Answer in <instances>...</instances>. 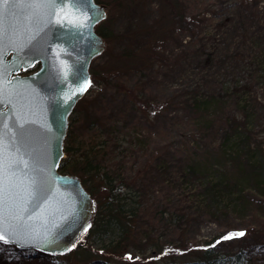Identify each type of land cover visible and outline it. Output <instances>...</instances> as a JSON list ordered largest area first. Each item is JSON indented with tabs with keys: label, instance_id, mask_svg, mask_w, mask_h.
Instances as JSON below:
<instances>
[{
	"label": "rangeland",
	"instance_id": "rangeland-1",
	"mask_svg": "<svg viewBox=\"0 0 264 264\" xmlns=\"http://www.w3.org/2000/svg\"><path fill=\"white\" fill-rule=\"evenodd\" d=\"M99 1L110 17L100 27L114 39L91 65L80 109L83 123L86 110L113 134L110 171L137 207L130 253L149 255L153 241L184 235H232L224 251L240 248L239 233L264 240V0ZM121 84L151 102L148 116ZM83 123L78 135L87 134ZM0 264L55 262L0 244Z\"/></svg>",
	"mask_w": 264,
	"mask_h": 264
},
{
	"label": "water",
	"instance_id": "water-1",
	"mask_svg": "<svg viewBox=\"0 0 264 264\" xmlns=\"http://www.w3.org/2000/svg\"><path fill=\"white\" fill-rule=\"evenodd\" d=\"M100 12L103 18L97 19ZM106 17V6L95 0H55L38 8L20 0L5 10L0 21V210L16 242L9 237L0 244L64 256L92 228L95 201L78 176L61 173L59 166L70 116L90 87L91 63L107 46L95 31ZM37 64L38 71L21 75Z\"/></svg>",
	"mask_w": 264,
	"mask_h": 264
},
{
	"label": "trees",
	"instance_id": "trees-1",
	"mask_svg": "<svg viewBox=\"0 0 264 264\" xmlns=\"http://www.w3.org/2000/svg\"><path fill=\"white\" fill-rule=\"evenodd\" d=\"M109 20L110 17L105 22ZM97 31L109 44L106 51L111 50L114 39L111 29L106 27L103 29L99 25ZM122 55L132 63L138 59L135 57L137 54L129 48L125 49ZM153 59L155 57L147 58L145 63L140 60L139 64H147ZM119 89L134 101L143 115L148 116V108L151 104L148 99L125 85H119ZM85 100L83 98L79 101L71 116L65 141V158L61 161L59 170L62 173L81 177L84 186L96 201L97 212L86 240L70 255L53 258L55 264H68V260L73 257L78 261L77 264H256L258 262L259 254L264 253V240L262 235L257 234L250 237L252 239L239 235L237 239L241 241V246L235 251L222 249L225 240L222 235L200 242L190 241L184 235L177 244L153 241L149 255L134 257L130 253V248L135 242L137 207L123 195L126 188L124 179L120 174L110 171L108 153L113 134L111 133V138L107 139L102 130L106 128L102 121L89 116L86 110H83L85 113L83 123L80 108ZM81 123L87 132L86 135L77 133L78 125ZM95 236H105L108 239L94 245L91 238ZM250 240H253L251 244H249Z\"/></svg>",
	"mask_w": 264,
	"mask_h": 264
},
{
	"label": "snow or ice",
	"instance_id": "snow-or-ice-1",
	"mask_svg": "<svg viewBox=\"0 0 264 264\" xmlns=\"http://www.w3.org/2000/svg\"><path fill=\"white\" fill-rule=\"evenodd\" d=\"M20 0H0V21H2L3 16L5 14V10L8 7V5L10 3H19ZM24 3H26L30 8H38L39 6H41L42 4L45 3H53L55 2V0H23ZM59 2L63 3L64 0H59ZM99 18H103V13L100 12L99 16L97 17V19ZM3 35H4V29H3V25L2 23H0V42H2L3 40ZM3 53L0 52V58H2ZM10 224L8 222V220L6 219L4 213L2 210H0V241H3L5 243L8 242L9 237H11L12 242H16V237L14 235L13 232H10ZM237 235H243V233H239ZM227 239H232L233 236L232 235H228L227 237H225ZM20 246V245H18ZM41 251L43 250V246H41Z\"/></svg>",
	"mask_w": 264,
	"mask_h": 264
}]
</instances>
